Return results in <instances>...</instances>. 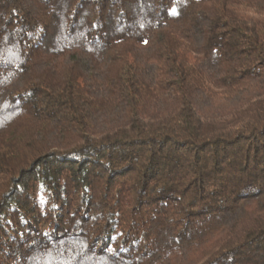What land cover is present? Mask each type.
<instances>
[{"label":"trees","instance_id":"16d2710c","mask_svg":"<svg viewBox=\"0 0 264 264\" xmlns=\"http://www.w3.org/2000/svg\"><path fill=\"white\" fill-rule=\"evenodd\" d=\"M0 264H264V0H0Z\"/></svg>","mask_w":264,"mask_h":264}]
</instances>
